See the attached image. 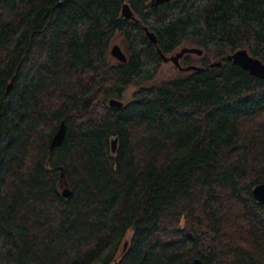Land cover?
<instances>
[{"label": "trees", "instance_id": "16d2710c", "mask_svg": "<svg viewBox=\"0 0 264 264\" xmlns=\"http://www.w3.org/2000/svg\"><path fill=\"white\" fill-rule=\"evenodd\" d=\"M125 1L0 0V264H264V0Z\"/></svg>", "mask_w": 264, "mask_h": 264}, {"label": "water", "instance_id": "95a60500", "mask_svg": "<svg viewBox=\"0 0 264 264\" xmlns=\"http://www.w3.org/2000/svg\"><path fill=\"white\" fill-rule=\"evenodd\" d=\"M167 0H151V4L158 5ZM60 4V2H58ZM122 14L127 18H132L136 21H139L140 19L135 15V12L131 8L130 4L123 0L122 2ZM146 34L148 37L154 42L157 43V35L154 31L150 30L147 25H143ZM158 52L162 56L163 60L165 62L172 61L175 65H177L180 69L183 70H189V69H203L206 68L204 66L197 65L195 63H191L188 65H182L180 63V58L186 53V52H193L201 54L203 53V49L198 46H189V45H183L180 49L174 51L173 53L166 54L162 51L160 47H157ZM110 53L116 57L117 59L121 61L127 60V54L125 50L123 49L122 45L118 42H115L110 47ZM228 58H231L234 63L240 64L245 69L249 70L250 73L259 76L264 79V61L258 57L252 55L246 48H239L235 50L234 52L228 54ZM210 66H221L222 60L221 59H215L209 63ZM16 76V72L13 74L12 78L9 80L7 84V90L9 91L13 85L14 78ZM109 104L111 106H122L123 100L117 97H111L109 99ZM66 135V123L64 120L61 121L60 125L58 126L57 130L55 131L51 142H50V149H52L55 146L60 145ZM112 150L115 151L117 147V137H114L111 140ZM71 188L69 186H66L62 189V193L65 197L69 196L71 194ZM253 194L254 197L264 203V181L257 183L253 188ZM127 242H125L126 246ZM195 261L198 264H202L201 260L199 258H195Z\"/></svg>", "mask_w": 264, "mask_h": 264}, {"label": "rangeland", "instance_id": "374dc122", "mask_svg": "<svg viewBox=\"0 0 264 264\" xmlns=\"http://www.w3.org/2000/svg\"><path fill=\"white\" fill-rule=\"evenodd\" d=\"M115 42H119V40H115L113 43ZM112 43V44H113ZM121 44V43H120ZM122 45V44H121ZM173 70H172V66L168 63L164 64L162 69H161V72H160V75L161 76H165V75H168L169 73H171ZM134 86H131L129 89H128V93H131V91L133 90ZM59 186H60V189L62 190L63 188H65L66 186H69L68 184V181L66 180L65 176L63 173H61L60 175V182H59Z\"/></svg>", "mask_w": 264, "mask_h": 264}]
</instances>
